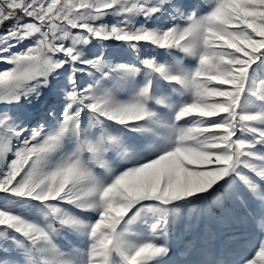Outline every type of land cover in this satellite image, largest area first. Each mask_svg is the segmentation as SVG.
Listing matches in <instances>:
<instances>
[{
    "label": "snow or ice",
    "instance_id": "obj_1",
    "mask_svg": "<svg viewBox=\"0 0 264 264\" xmlns=\"http://www.w3.org/2000/svg\"><path fill=\"white\" fill-rule=\"evenodd\" d=\"M0 264H264V0H0Z\"/></svg>",
    "mask_w": 264,
    "mask_h": 264
},
{
    "label": "rangeland",
    "instance_id": "obj_2",
    "mask_svg": "<svg viewBox=\"0 0 264 264\" xmlns=\"http://www.w3.org/2000/svg\"><path fill=\"white\" fill-rule=\"evenodd\" d=\"M194 2L203 3L204 0H194ZM256 239L257 237L253 231L252 234L248 236L245 241L242 242V244L238 248V251L241 252V254L246 253L247 251H249L250 246L254 245Z\"/></svg>",
    "mask_w": 264,
    "mask_h": 264
}]
</instances>
